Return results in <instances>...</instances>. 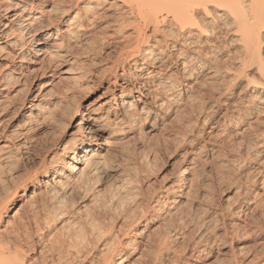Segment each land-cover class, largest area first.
Returning <instances> with one entry per match:
<instances>
[{
  "label": "rangeland",
  "instance_id": "rangeland-1",
  "mask_svg": "<svg viewBox=\"0 0 264 264\" xmlns=\"http://www.w3.org/2000/svg\"><path fill=\"white\" fill-rule=\"evenodd\" d=\"M30 1H34L36 5L31 7L29 5ZM64 5V0H0V42L4 40L1 34L10 29V36L18 38L22 44L13 49L4 48L0 52V70L2 72L5 70L9 71L6 79L0 82V133L2 131L5 133L4 137L0 135V200L4 196L11 194V202L7 204L5 212L7 215L4 217L5 220L8 219L10 222L14 220V212L19 206L18 204L34 201L38 205V210L36 209L33 213H37L36 216L38 217L40 226L44 229L46 228L45 230H41L43 232L37 233V228L33 225L31 231L36 230L37 234L35 233V236H33L34 234L31 235L32 237L28 239L32 240H27L26 245L23 243L25 245L22 246L23 251L27 247L28 249H26L27 251L25 250V253L28 252L26 253L27 255L34 256L39 264H50L53 261L55 262L52 264H56V262L60 261L59 257L61 258L66 254L64 252L69 249L67 247L73 245L68 250L72 254L67 255L71 257H67V259L65 255L62 259L63 263L60 262L58 264H64V262L66 264H79L81 263L79 259L83 258L81 257V251L82 249L84 250L83 245L86 244V239H88L87 243L92 242L89 244L90 248L87 246L88 253H90L87 258L88 260L91 259L90 264H99L100 259L102 260L105 257V251H102L103 253L100 252V247L102 248L104 245H117L118 247L121 244L126 245L125 247L121 245L124 257L126 258V263L124 262V264H150L149 261L153 259L151 258L152 251L156 249V243H153V241L156 238H160L161 234L169 232L171 233L170 235L172 233L176 235L171 236L172 239L168 240L167 245L169 246L166 245L168 249L162 246L163 248L161 247V249L163 251L160 249L155 250L157 251L155 255L159 253L157 258L167 264H228L229 262V264H234L233 257L234 259L240 258L239 261L245 262L254 253V255L258 253V255H261L260 253L262 252L264 256V134L260 137L257 133L253 132L254 130H252L251 134V130H247V119L243 120V124L236 125L234 121H229L227 116L222 114L224 107L221 103L216 102L211 86L209 84L206 85L207 80L208 83H212L206 71L195 69V78L193 81H190L192 89L190 91L189 89L186 90L187 87L184 84L187 81L185 78L189 73L178 74L175 68L176 65L173 63L176 51L170 47L165 48L163 54L159 55L158 61L153 63L155 66L159 65L161 70L147 86L151 91L149 95L152 97L155 90L158 93L163 90L164 94L168 91L171 94L174 91V94L182 95L183 97H180L182 100L178 99V102L186 101L185 104L187 105L185 106L184 103L183 105L185 108L187 106H190V108L187 107L182 111L184 113H179L180 116L178 113L175 115L176 113L173 111L170 116L161 118L166 107H155L153 104L148 103L150 100L149 95L143 96L137 92H133L134 97H132L131 103L134 109H132L133 111L130 114H133V117H138L140 122L138 131L125 133L124 130L133 117L130 115L123 117L114 109V102L122 96V93L120 92L119 85L113 84V80L116 74L121 73V70L130 69L132 72L133 67L136 65L133 61L124 62L125 64L122 63V67H116L115 64L118 61V52H120V49L126 43L125 39L122 40V38H126L127 36H122L124 35L123 32L121 35L109 36L108 32L110 30L105 29L103 26L104 22H99L96 28L98 32L95 30V32L91 31L92 33L86 31L78 38H73L67 35L65 31H61V13L57 9L62 8ZM51 7L54 10L57 8L56 11L58 13L53 11ZM37 8H42L40 11H43V14L51 12V21H49L47 15H40ZM48 8H50V12L46 11ZM76 12L75 10L72 14ZM34 16H37V19H33ZM23 27H26L24 31L18 33ZM40 32L48 33L49 37L42 44L46 49L43 56L44 59L34 63V55L30 53L29 49L36 44V41H32L29 44L24 42L34 37L36 38ZM124 33L128 35L130 32L126 30ZM154 38L156 36L151 35L148 39L149 42L154 43ZM221 40L223 39L221 38L218 41L219 47L217 46V48L219 50L212 48L210 49L213 51L211 52L212 54L210 50H207L208 53H206L208 55L205 53L203 56L207 55L214 59L215 57L223 56L227 53L226 51H229L228 53L231 57L233 53H236L233 57L238 54L239 49L236 44L233 45V42L229 44L230 41L226 44L227 39H224L222 42ZM59 42L62 45L60 48L55 45ZM221 44H226V46L223 45L225 48H220ZM214 51H219V54H222H216ZM213 54L215 57L212 56ZM149 69H152V67H149ZM168 74L171 75L172 80H179V82L174 84L178 87L173 88L172 91L169 89V86H164L168 90L162 86L163 89L156 86L157 82L165 80V76ZM206 77L208 78L205 79ZM48 80L52 81V85L43 87ZM153 87L155 90H153ZM208 92H211L213 95ZM35 95V98L42 97V99L38 109L31 111V113L37 114L33 122L35 124L33 133L35 132L36 137L42 139V141L39 145L32 147L28 153H23V151L17 150L12 145L10 133L25 127L30 112L28 108L31 102L35 100L33 98ZM191 98L193 102H191ZM105 101L108 102L104 103ZM22 102H24L23 105ZM180 104L177 103L175 106L179 107L177 105ZM146 110L147 112H144ZM78 111L83 114L87 119V125L91 127H94L92 124L100 123L99 121L102 118L106 121L108 120L107 125H105V132L101 133L95 141L92 140L93 134L85 131V134L90 138L91 147L88 149H96L98 160L101 161L99 169L96 170L97 172L95 171L90 176L92 181L86 185L87 187H85L84 192L87 191L85 193L83 190H76V192L73 188L74 186L68 188L54 186L49 181V178L47 179L48 183H42L44 168L41 167L42 158L40 157H43V153H46L49 149L51 152H56L61 143H68L73 139L76 126L75 122H72V119ZM118 117H122L121 120ZM176 117L179 119L177 120ZM255 135L258 137L256 138ZM240 141L244 148L240 144L238 145ZM246 145L249 147V150ZM245 155H247V158L244 159ZM188 159H191V161ZM185 167L189 169H186V175H183L181 178V182L184 181V183L180 182L182 189L180 191H177V189L171 191L172 193L165 191L164 188L170 185L176 178V174H179ZM85 171L84 169V173ZM33 173H36V175L29 181L27 176ZM191 179H194L195 182H192ZM25 180L26 185L18 188L17 193L14 194V187H19V183ZM38 182H41V185H38ZM246 185H249V189ZM188 186L192 188L190 189ZM188 188L190 189L188 190L189 193L192 196L195 194L196 197H191L189 194L192 199L189 200L192 203L187 198V203L183 206L186 209L180 210L179 213L177 211L178 214L175 215L178 216L174 218L173 215L174 219L171 216L174 220L171 219L172 222L170 218L165 216V211L169 209L168 207H171V203L174 206L178 203L179 199V201L184 200L183 197L186 196L185 193H187ZM191 190L197 191H192V194ZM84 194L85 196H83ZM145 199L148 200L145 201ZM204 202L205 204H203ZM209 203L210 205H208ZM130 204L133 205L131 206ZM157 204L159 206H156ZM151 206L152 209L154 208L153 210H150ZM185 210H188L189 213ZM30 211L27 207L24 211L19 210L17 212L25 218L31 214ZM84 211L88 212L87 215H85ZM28 212L29 214H27ZM186 213L188 217L185 215ZM59 214L63 217L56 219ZM162 218L166 219L162 220ZM176 218L178 222H181L179 218H183L182 221H185V223L183 224L182 222L181 224L179 222V225ZM203 219L210 220L203 223ZM188 221H190L189 224L187 223ZM61 222L64 227L60 230L58 226L62 224ZM90 222L92 223L90 224ZM210 222H212V225ZM2 223L0 224V230L3 228L5 222ZM176 223H178L177 226ZM202 223L205 226H202ZM196 225L199 226L197 227ZM57 227L60 230L59 232L61 233L62 231L63 233L58 234ZM177 227H180V229ZM120 228L127 229L128 231L132 230L136 233L132 236L124 234L125 230L122 231ZM155 229L157 231H154ZM197 229L199 230L198 233L196 232ZM205 230H208V232L212 231V233L213 231L215 232L212 234ZM97 231L101 233L99 234ZM203 231L204 233L206 232V236L203 234V238L206 237L208 239L212 235L218 236L217 238H212L216 240L213 243L209 242L207 250H203V252H206L205 254H202V251L198 254L199 246H196V239H198L199 235H202ZM95 233L100 236L96 237ZM122 233L126 236H123ZM193 233L195 234L193 235ZM118 236H122L121 239ZM52 237L53 239H66L67 243L68 240L69 243L72 239L73 241L70 245L69 243L65 245L66 248L61 252L57 251V246L54 244L56 242L52 240ZM1 238L3 239V237ZM4 238H8V236H4ZM84 238L85 244L81 242ZM118 238L119 243L115 244ZM189 238L194 240L191 241ZM23 239L26 238L23 237ZM48 239H51V242L49 241V244H46ZM170 240L171 242L169 243ZM27 242H32L30 243L32 246L30 247ZM41 242L44 243V246ZM76 242L82 244L79 246L82 247L81 250L79 247L76 249ZM125 242H128V244H125ZM95 244L99 246H97L98 249ZM48 245L50 246L48 247ZM261 246L262 249H260ZM33 247L36 251L32 250ZM43 247L46 248L44 249ZM73 247H75V251L74 249L72 251ZM40 248L44 251H41L42 249ZM47 248L49 251H47ZM169 248L174 252H169L171 250ZM55 249L58 255L54 252ZM164 249L165 251L168 250V252H165ZM87 250L83 252V256L88 254ZM90 250L93 251L90 252ZM76 251L80 254L78 257L76 256ZM58 252L61 253L59 254ZM50 253L54 254L51 255ZM174 253L176 258L174 257ZM189 253L191 257L188 255ZM177 254L178 256H182V258L179 257L178 259ZM42 256L44 258L46 256L49 257L48 262L46 261L47 258L44 259ZM172 256L177 261L180 258V261H184H174L175 259ZM41 257L46 263L40 259ZM149 258L151 259L148 261ZM166 258H170L172 261ZM41 260L42 262H39Z\"/></svg>",
  "mask_w": 264,
  "mask_h": 264
},
{
  "label": "bare ground",
  "instance_id": "bare-ground-1",
  "mask_svg": "<svg viewBox=\"0 0 264 264\" xmlns=\"http://www.w3.org/2000/svg\"><path fill=\"white\" fill-rule=\"evenodd\" d=\"M64 1H65L64 6L66 8L63 6L60 9H57V8L56 9L61 13V22H60L61 31L62 32L65 31L67 35H70L73 38H78L80 35L84 34L86 31H90V32L94 31V30L97 31L96 30L97 23L104 22L105 24H103V26L105 27V29L110 30V32H108L109 36H112V35L117 36L119 34L121 35L122 32L124 34L122 36H127L126 38L121 37L122 40L125 39L124 41H126V43L120 49V52H118L119 53L118 58H117L118 61L115 64H116V67H120L122 65V63H124V62L128 63V62L133 61V63H136V65L133 67L132 72L130 71V69H125V70L123 69V70H121V73L116 74L114 76L113 84L119 85L120 92L122 93V96L119 99H116L114 102V104H115L114 109H116L119 112V115H122L123 117L133 115V114L132 115L130 114L133 111L132 109H134V108H132L133 106L131 103V99H132V97H134L133 92H137L139 95H143V96L149 95V93L151 91L148 89L147 86L150 82H152L151 80H153V78L156 77V75L159 74V72L161 70L159 65L155 66V65H153V63L158 61L159 55L163 54L165 48L170 47V48H172V50L176 51V55H174L175 59H174L173 63L176 65L175 68H176L178 74L189 73V74H187V76L185 75L186 76L185 80L187 82L184 85L187 87L186 90L189 89V91H190L192 89V86H191L192 83L190 84V81H193L195 78V72H196L195 69H199L200 71H206V74L212 80V83H213V84L211 83L212 84L211 85L210 83H208V80H207L206 85L209 84L211 86V90H212V92H214V97L216 98L215 99L216 102L221 103V105L224 107V112L222 114L227 116L229 121H234V123L236 125L243 124V122L245 121L244 119H247V122H246L247 130L248 131L251 130V132H250L251 134H252V130H254L253 132H255V134L257 133V135L260 137L263 136L264 124H262V123H264L263 122L264 121L263 120L264 119V0H64ZM29 5H31V7H32L36 4L34 1H30ZM37 9L39 10L40 15H44V16L47 15L49 21H51L50 20L51 19V17H50L51 12L49 11L50 8H48V10L46 9V11H49L50 13L45 11L46 13H44V14H43V11H40V10H42V8H37ZM37 9H35V10H37ZM56 9L55 10L53 9V11L57 12ZM75 10L77 12L72 14V12H74ZM33 19H37V16H34ZM25 28L26 27H23L21 30H19L18 33H22V31H24ZM126 30H128V32H130V33H128V35H126L124 33V31L126 32ZM102 31H103V29H102ZM102 34H104V33H102ZM151 35L156 36V38H154L155 39L154 43H150L148 40L151 37ZM1 36L4 38V40H2V42H0V52L4 48H7V47L10 49H13V48H17V47L22 45L18 38L10 36V29L3 32L1 34ZM48 37H49L48 33L40 32L37 34L36 38L34 37L31 40H27L24 42V43L29 44L32 41H36V44H34L29 49L30 53L32 55H34V63L40 62L42 59H44L43 56H44L46 49H45L44 45H42V44L45 43V40ZM221 38L223 39V40H221V42L224 41V39L225 40L227 39L226 44H228V42L230 41L229 44H231V42H233L234 43L233 45H235V44L237 45L239 52L236 56L233 57V55H235L236 53H233V55H232L230 52V54L232 55V57H231L228 53L229 51H226L228 54L226 53L223 56L217 57V58L213 54L212 56L215 57L214 59H212V57L207 56L208 55L207 50H210L212 48L213 49L217 48V46L219 44L218 41ZM54 39H55V37H54ZM226 44L225 45L223 44V45L226 46ZM55 45L58 48L62 47L60 42L58 44H55ZM223 45L221 44L222 47L220 46V48H223L224 47ZM230 46H232V45H230ZM226 49H227V47H226ZM227 50H229V48ZM50 51H52V50H50ZM211 52H213V51L210 50V53ZM214 52H216V54H219V51H214ZM220 52H222V51H220ZM205 53L207 55L203 56ZM211 54H209V55H211ZM221 54L222 53H220L219 55H221ZM170 56H171V54H170ZM149 67H152V69H149ZM8 69H10V68H8ZM8 73H9V71L5 70L2 72L0 70V82H2L4 79H6V76ZM165 77H166L165 80H159L157 82L156 86H158V87L169 86L170 87L169 89H171V91L173 90V88L178 87L177 85H174V84L179 82V80L178 81H177V79L172 80L171 79L172 77L169 74ZM208 77H206L205 79H207ZM204 82H205V80H204ZM50 85H52V81L48 80V82H46L43 87H48ZM165 89L168 90L167 88H165ZM207 89H209V88H207ZM48 90H50V89H48ZM153 90H155V88ZM186 90H184V91H186ZM237 90H238V92H237ZM157 91H159V90H157ZM162 91L158 93L155 90L156 93L154 92L155 94L153 93V96L151 94L152 97H150V95H149L150 100L148 102V103L153 104V106L158 107V108L159 107L160 108L166 107L161 118H165V117L170 116L173 111H174V113H176L175 115H177V113L179 115V113H181L182 111H184L188 107L187 106L185 108V106L187 105V104H185L186 101L185 102H183V101L178 102V99L182 100L180 98V97H182V95L174 94L175 93L174 91L172 93L170 91L171 94L168 93L169 91L164 94L163 93L164 91L163 92ZM208 93L212 94L211 92H208ZM35 97H36V95L33 97L35 100L33 102H31V104L29 105L28 109L30 112L28 114L27 123L25 124V127L20 129V130H14L10 133V139H11L12 145H14V147L17 150L23 151V153H28L32 147H34L35 145H39L40 142L42 141V139H39L38 137H36L37 135L35 134V132L33 133L34 128H35V124H33V122L35 121L37 114L31 113V111H35L36 109H38L40 102H41V99H42V97H38V96H37L38 98H35ZM244 98H246V99L244 100ZM187 100H188V98H187ZM191 100H192L191 102H193L192 98H191ZM107 102L108 101H105L104 103H107ZM23 103L24 102H22V105H23ZM177 103H181L180 105H177L179 107L175 106ZM183 103L185 104V106L183 105ZM188 108H190V106ZM147 110L144 112H147ZM182 113H184V112H182ZM118 118H119V120H121L122 117L121 118L118 117ZM140 118H141V116H140ZM178 119L179 118H177V120ZM72 122H75V126H76V131H75L73 139L68 143L67 142L61 143V146L58 147V150L56 152H51L50 149L47 151L44 150V151H46V153L44 152L43 157H40V158H42V161L40 160L42 162L41 167L44 168L43 172H42V177H43L42 183L47 182L48 181L47 179L49 178L50 179L49 181H51L54 186H58V187L60 186L63 188H66V187L68 188L70 186H72V187L74 186L73 188L75 189V191L76 190L77 191L83 190V192H84L85 187H87L86 185L88 184V182L92 181L90 176L93 175L95 173V171L99 169L100 163H101V161L98 160V153L96 152V149H93V150H91V148L88 149L89 147H91V144H90V138L88 137V135L85 134V131L87 133H92L93 134L92 140L95 141V140H97V137L101 133L105 132V129H106L105 125H107L108 120L106 121V120H104V118H102L99 121L100 123L95 124V125L92 124V126H94V127H91V126L87 125V119L83 116V114L78 111L74 114ZM139 122H140V120L138 117H133L131 122L128 123V126L125 128V130H124L125 133H134L139 127L138 126ZM216 122H217V120H216ZM0 124H1V120H0ZM261 125H263L262 126L263 128L261 127ZM0 135L4 137L5 133L2 131L0 133ZM251 136H253V135H251ZM255 137H256V135H255ZM246 138H247V136H246ZM252 139H250V140H252ZM244 140H245V138H244ZM247 140H248V138H247ZM241 141H240V143H238V145L239 144L241 145V143L244 142V141H242V142ZM248 141H247V143H248ZM249 144H248V146H249ZM238 145H237V147H238ZM49 146H51V145H49ZM248 146H247V149L249 150V147H251V146H249V147ZM49 148H51V147H49ZM259 153H260V151H259ZM245 158H247V155H245L244 159ZM188 160L191 161V159H188ZM192 162H193V160H192ZM192 162H190V163H192ZM81 165H83V167H81ZM188 167L187 168L185 167L183 170L180 171L179 174H176V178L174 180L172 179L173 180L172 183L165 188L163 187L164 190L168 191V192L170 191L169 193H172L171 191H175L176 189H177V191H180L182 189V187H181L182 185L180 184V182L182 180L181 178L183 175H186V171L190 168V167L189 168ZM83 168L86 170L85 173H84ZM35 172L37 173V171H35ZM36 173L29 174L27 176V179L29 181H31V179L35 177ZM196 181H197V179H196ZM192 182H195L194 179L192 180ZM181 183H184V181H182ZM19 184H20L19 187H16V188L14 187V194L17 193L18 188H21V187L26 185V180L24 182L21 181V183H19ZM38 185H41V182H38ZM246 186L248 188L249 185H246ZM188 187L190 188V186H188ZM189 188L187 189V191L185 190L187 193H185L186 196L183 197L184 200L179 201L180 200L179 199L178 203L176 205L172 206V203H171V207L167 206L169 209L167 211H165V216H167V218H170V220L173 218V215H174V218L176 216H178L175 214H178L180 210L182 211V210H184V208L186 209V207L183 208V206L185 203H187L186 202L187 198L189 200V199H191V197L195 196V194H193L192 191L196 192L197 190L196 191L191 190V193L193 194V196H192L188 191L192 187L190 189ZM197 193L199 194V192H197ZM189 194L191 195V197ZM198 194H196V195H198ZM262 194H263V191H262ZM83 196H85V194ZM161 196L163 197V195H161ZM187 196H189L190 198ZM165 197H166V195H165ZM150 199H149V201H150ZM157 199H155V200H157ZM209 199H210V197H209ZM146 200H148V199H145V201ZM191 200H189V202H191ZM193 201H194V199H193ZM10 202H11V194L8 196H4V198L0 200V224L2 222L3 223L5 222V224L3 225V228L0 230V237H3V239L2 238L0 239V264H39L38 260L35 259L34 256L27 255L26 253H28V252L25 253V250L28 249L27 247H26V249L24 248V251L22 249V246L24 245L23 243H25V245H26L27 240H32V239H28L29 237L30 238L32 237L31 235L34 234L33 236H35V233L37 231H38L37 233L43 232L41 230H43L44 228H42V226H40V224H39L38 217L36 216L37 213L36 214L33 213L37 209L38 205H36L34 203V201L23 202L22 204H18L19 206L17 207V209L14 212V220L10 222V220L4 219V217L7 215L5 213L6 209H7V204ZM156 203H158V202L156 201ZM147 204H148V202H147ZM203 204H205V202ZM130 205L132 206L133 204H130ZM208 205H210V203ZM84 206H85V204H84ZM152 206L150 207L151 209L149 208L150 210L154 209V208L152 209ZM156 206H159V205L157 204ZM163 206H165V205H163ZM27 207H28V210L29 209L31 210L30 211L31 214H29V212H28L27 214H29V215L26 216L25 218H23L24 216L20 215L17 211H19V210L24 211L25 209H27ZM147 207H148V205H147ZM160 208H161V206H160ZM208 209H210V208H208ZM177 211H178V213H177ZM185 211L188 212V210H185ZM208 211H210V210H208ZM224 211H226V210H224ZM80 213H83V212H80ZM84 213H86L85 215H87L88 212L84 211ZM18 214L21 216V218ZM61 214L57 215L56 219L57 218L60 219L61 217H63ZM185 215H187V213ZM168 216H170V217H168ZM171 216H172V218H171ZM222 216H223V214H222ZM183 217H184V215H183ZM187 217H188V215H187ZM199 218H200V216H199ZM164 219H166V218H164ZM164 219L162 218V220H164ZM179 219L181 220V222L179 221L181 224H182V222H183V224L185 223V221H182L183 218L182 219L179 218ZM203 220H204L203 223L204 222L206 223V221L210 220V219H203ZM47 222H49V221H47ZM177 222H178V219H177ZM207 222H209V221H207ZM212 222H210V224ZM91 223L92 222H90V224ZM163 223H168V222H163ZM178 223H176V226ZM180 223H179V225H180ZM187 223L189 224L190 221H188ZM203 223H202V226L203 225L205 226V224H203ZM44 224H45V222H44ZM65 224H66V222H65ZM124 224H126V223H124ZM33 225H34V227L37 228L36 229L37 231L35 230L36 232L34 230H32L33 232L31 231ZM213 225H214V223H213ZM58 227L61 230V228L64 227L63 223L60 224ZM58 227H57V229H58ZM183 227H184V225H183ZM126 228H127V226H126ZM59 229H58V231L56 230L58 234L60 233ZM120 229H122V228H120ZM129 229H130V227H129ZM178 229H180V227ZM206 229H207V227H206ZM106 230H108V229H106ZM123 230L126 231V232L125 231L123 232L124 234H130L131 236L136 233L135 231L133 232L132 230L128 231L127 229H122V231ZM192 230H193V228H192ZM208 230L207 231L205 230V231L208 232ZM154 231H157V230L155 229ZM168 231H170V230H168ZM90 232L92 233V231H90ZM196 232L198 233L199 230L197 229ZM206 232L205 233H204V231H203V233L201 232L202 235H199L198 239H196L197 245L194 243V245L199 246L198 254L201 251H202V254L203 253L205 254L206 252H203V250L204 251L207 250V246H209V242L211 241L213 243V241L216 240V239H212V238H214V237L217 238V236H218V235H216V236L212 235L213 237L212 236L209 237L211 239H209V238L207 239L205 237ZM214 232L215 231H213V233ZM61 233H63V232L61 231ZM123 233H122V235L126 236ZM181 233H182V231H181ZM208 233H212V231L208 232ZM170 234L171 233H169V232L167 234H161V236L158 235V236H160V238L155 237L156 239L154 241L152 240L153 243H156V249L157 250L160 249L163 251V249H161L162 246L164 248H167V246H169V245H167L168 240L172 239L171 236L176 235L175 233H172V235H170ZM194 234L195 233H193V235ZM203 234L205 235L204 236L205 238H203ZM49 235H50V233H49ZM89 235H90V233H89ZM95 235H96V233H95ZM4 236H8V238H4ZM51 236H53V235H51ZM98 236H100V235H96V237H98ZM131 236H129V237L131 238ZM196 236H197V234H196ZM23 237H25L26 239H23ZM116 237H117V235H116ZM118 237H120V236H118ZM121 237H120V239H121ZM61 238H63V237H61ZM191 238H192V234H191ZM193 238H194V236H193ZM50 240L48 239L47 242L46 241H44V242H46V244H47ZM52 240H54V242H56V243H54V242L53 243L57 246V248H56V249H58L57 251H61V252H63L64 249L66 248L65 245H68V243H69L68 239H67L68 243L65 241L66 239L65 240L64 239H53V237H52ZM79 240H81V239H79ZM83 240L81 242H83V244H85V238ZM87 240L88 239H86V244L83 245L84 250L82 249V251H81L82 253L78 250L82 254L81 257H83V258L79 259V260H81V263H79V264H90L91 259L88 260V258H87V257H89V254H90V253H88L89 250H87V248H88L87 246H89V244H91L92 242L87 243ZM117 240H118V242H116ZM193 240H191V241H193ZM72 241H73V239L71 240V242ZM76 241H78V240H76ZM89 241H90V238H89ZM93 241H94V239H93ZM116 241H115V244L119 243V238L116 239ZM98 242H99V240H98ZM170 242H171V240L169 241V243ZM30 243H32V242H30ZM30 243H28V244L31 247L32 245ZM42 243L43 242H41V244ZM53 243H51V244H53ZM70 243H69V245H70ZM73 243L75 244V242H73ZM103 243L106 244L107 242H103ZM126 243L128 244V242H125V244ZM34 244H36V243H34ZM34 244H33V246H34ZM115 244H113V245H115ZM150 244H151V242H150ZM80 245H82V244L77 243L76 249ZM121 245H123V244H121ZM121 245H118V247H120V248H118L117 245H115V246L104 245L106 247H104V246L102 248L100 247V249H99L100 252L105 251V257L102 260L100 259V263L99 262L98 263L99 264H124V262L126 261L125 260L126 258L124 257V252L121 249L122 248ZM152 245H151V247L154 248ZM43 246H44V243H43ZM49 246L50 245H48V247ZM72 246H70V247H72ZM97 246L98 245H96V248H97ZM70 247H67V248H69L68 250L71 249ZM92 247H93V244H92ZM74 248L75 247L72 248V251ZM81 248L82 247H79L80 250H81ZM89 248H90V246H89ZM40 249H42V248H40ZM56 249L54 251L55 253L57 252ZM93 249H94V247H93ZM169 249H171V248H169ZM260 249H262V246ZM32 250H35V248L33 247ZM68 250H65V252H64V253H66V254H64V256L66 255V258L68 257L67 255L72 254V253H69ZM86 250H87L88 256L86 254H85L86 256H83L84 255L83 252H85ZM155 250L154 251L151 250L153 252L151 258H153V259L152 260H150L151 258L148 259V261L150 260L149 261L150 264H167V263H165V262H163L157 258L159 256V253H158V255H155V254H157V251H155ZM193 250H194V247H193ZM41 251H44V250L42 249ZM47 251H49V249ZM74 251H75V249H74ZM78 251H76L77 253L75 252L77 257L80 255L78 253ZM92 251L90 250V252H92ZM164 251H165V249H164ZM170 251L172 253L174 252V251H172V249L169 250V252ZM154 252H156V253H154ZM165 252H168V250ZM33 253H34V251H33ZM190 253L188 255L191 257ZM40 254H42V253H40ZM44 254H45V252H44ZM52 254H54V253H52ZM73 254H74V252H73ZM231 254H232V252H231ZM254 254L251 255L252 257L248 258L247 261L245 260V262H241V260L239 261L240 258L234 259V257H233V262H234V264H264V256H263L262 252L260 253L262 256L258 255L259 253L258 254L256 253L257 255H254ZM56 255H58V254L56 253ZM148 255H150V254H148ZM174 255H175V253H174ZM193 255H194V253H193ZM154 256H156V257H154ZM177 256H178V254H177ZM232 256H233V254H232ZM42 257L40 259H42ZM63 257H61V258L59 257L60 261L56 259L57 257L55 259L57 261H59L58 263H60V262H62ZM70 257L71 256H69L68 258H70ZM73 257H74V255H73ZM77 257H75V258H77ZM91 257H92V255H91ZM172 257H170V258L172 259ZM174 257L176 258V255ZM179 257L182 258V256H178V259H179ZM238 257H239V255H238ZM46 258H44V259H46V261H47L49 257L46 256ZM170 258H166V259H170ZM181 258H180V260H181ZM174 259H172V260H174ZM42 260L39 262H42ZM64 260L67 261L66 259H64ZM46 261L43 260V262H45V263H46ZM50 261H52V260H50ZM174 261H177V260L175 259ZM179 261H177V262H179ZM182 261H184V260H182ZM182 261H180V262H182ZM53 262H55V261H53ZM52 263H50V264H52ZM58 263L56 262V264H58ZM64 264H66V263L64 262Z\"/></svg>",
  "mask_w": 264,
  "mask_h": 264
}]
</instances>
